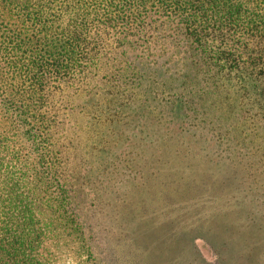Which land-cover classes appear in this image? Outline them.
Here are the masks:
<instances>
[{"label":"trees","instance_id":"16d2710c","mask_svg":"<svg viewBox=\"0 0 264 264\" xmlns=\"http://www.w3.org/2000/svg\"><path fill=\"white\" fill-rule=\"evenodd\" d=\"M127 108L186 117L209 145L232 116L263 139L264 0H0V264L47 263L56 211L34 190L62 159L57 118Z\"/></svg>","mask_w":264,"mask_h":264},{"label":"rangeland","instance_id":"374dc122","mask_svg":"<svg viewBox=\"0 0 264 264\" xmlns=\"http://www.w3.org/2000/svg\"><path fill=\"white\" fill-rule=\"evenodd\" d=\"M95 114L76 127L61 114V162L37 165L34 194L56 211L44 218L45 264H264V160L242 158L264 151L263 134L232 116L209 145L183 116Z\"/></svg>","mask_w":264,"mask_h":264}]
</instances>
